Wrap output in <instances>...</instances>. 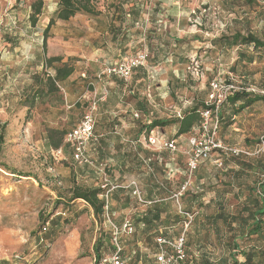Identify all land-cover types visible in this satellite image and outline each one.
<instances>
[{
	"label": "rangeland",
	"instance_id": "rangeland-1",
	"mask_svg": "<svg viewBox=\"0 0 264 264\" xmlns=\"http://www.w3.org/2000/svg\"><path fill=\"white\" fill-rule=\"evenodd\" d=\"M36 1L0 0V264H93L98 239L105 242L102 251L106 255L113 252L104 234L109 233L110 227L94 217L86 202L70 199L78 186L100 187L105 177L113 176V168H108L100 160V154L93 151L96 146L89 151L91 165L75 163L69 150L58 156L47 148L46 136L49 130L68 132L74 129L95 104L96 134L110 136L115 132V124L104 128L99 106L102 83L98 82H106L104 78L99 80L98 75L108 67L102 64L105 51L102 39L108 41L106 47L115 49V44L111 32L103 37L100 34L99 27L110 24L108 17L96 19L84 15H77L68 22L57 21L44 44V30L59 0H43L45 7L35 27L29 17ZM185 2L192 13L185 18L187 27L192 28L199 43L189 50L193 53L181 60L178 67L182 71V83H177L180 88L175 83L176 89L174 95L167 98V107L178 105L182 113L183 107L190 109L198 101L206 102L209 83L214 79L233 80L255 90L253 95L262 96L264 50L241 45L230 48L224 45L223 37L251 32L264 41V0ZM99 4L105 13L103 0ZM195 20L201 25L194 26ZM241 52L247 54L246 59L239 58ZM53 57L62 59L56 66L67 63L75 71L71 78L57 84L55 93L49 91L48 83V75L54 76L55 71L46 66V60ZM194 59L202 63L205 73L202 79H196L191 73ZM128 102L134 103L132 98H128ZM241 104V101L235 106L224 104L218 133L233 147L255 151L264 137V100L244 109L240 108ZM102 127L106 131H102ZM194 132L193 129L186 137L184 153L168 162L173 163L174 168H185L184 179L188 169V141ZM229 166L240 169L234 164ZM150 167L143 162L137 168L132 164L128 171L140 187L142 200L151 204L142 203L132 191L124 193L122 191L126 190L121 189L114 191L111 197L110 210L116 224L122 227L130 221L137 226L134 234H123L124 264H130L137 252L141 259L138 264H155L156 239L162 235L172 242L182 237L185 242H191L190 247L184 248L186 259L174 264H195L203 257L215 261L225 257L231 264L224 245L229 234L225 224L219 222L220 240L213 232L209 241L199 236L205 233L204 227L210 226L208 217L221 211L219 204L206 207L212 199L224 202L225 214H237L246 194L238 196L237 188L225 187L221 181L228 179L226 171L216 176V166L209 161L193 174L192 185L188 188L190 193L186 190L179 201L173 195L181 189L182 175L174 178L172 193L163 197L167 199L161 205L162 202H157L158 196H152L150 188L155 184ZM202 169L208 176L205 180L199 179ZM205 183L208 186L202 190ZM211 183L217 184V189H211ZM190 194H197L199 198L191 199ZM156 205L164 207L161 221L151 229L138 226L139 220ZM180 209L186 210L193 219L180 213ZM177 214L181 221L176 222ZM44 227H47L46 232ZM239 243L246 250L254 246L260 248L261 244L256 240ZM168 252L175 255L172 248H168ZM237 258L244 263L241 255Z\"/></svg>",
	"mask_w": 264,
	"mask_h": 264
},
{
	"label": "crops",
	"instance_id": "crops-1",
	"mask_svg": "<svg viewBox=\"0 0 264 264\" xmlns=\"http://www.w3.org/2000/svg\"><path fill=\"white\" fill-rule=\"evenodd\" d=\"M107 1L111 5L108 14L111 18L114 17L115 21L99 29L102 37L112 33L115 49L106 47L108 41L103 37L102 49L105 51L102 52V64L106 67L135 56L142 50L149 52L150 56L147 64L139 68L130 80L108 77L104 78L106 82L98 81L102 83L99 106L104 128L115 124V132L110 136L106 133L105 137L99 135L101 138L93 151L100 154V160L104 161L108 168H113L110 182L122 186L121 190H126L122 191L124 193L132 191L131 188H126L133 179L128 171L132 164L137 168L145 162L146 166L153 167H150V175L155 186L150 189L152 196H158L157 202L163 203L167 199L163 197L172 193L174 178L182 175V184L185 180V168H174L173 163L168 162H172L177 154L179 156V153H184L187 135L177 134L176 123L153 129L149 134L146 133V126L154 120L182 118V114L187 110L183 107V112L180 113L178 105L167 107V98L174 95L176 85L180 88L179 81L182 83L183 75L178 67L181 60L193 53L189 51L192 46L198 47V36L193 34L192 28L187 27L186 19L191 13V7L185 0ZM114 4L120 5L121 8H114ZM104 93L107 94L104 96ZM128 98H132L134 103L128 102ZM135 115L139 117L135 118ZM128 128L130 131L126 130ZM102 131L106 130L102 127ZM95 132H98L96 127ZM150 134L174 143L176 151H157L148 144L147 138ZM147 161L150 164H147ZM163 163L166 170L162 166Z\"/></svg>",
	"mask_w": 264,
	"mask_h": 264
},
{
	"label": "trees",
	"instance_id": "trees-1",
	"mask_svg": "<svg viewBox=\"0 0 264 264\" xmlns=\"http://www.w3.org/2000/svg\"><path fill=\"white\" fill-rule=\"evenodd\" d=\"M102 0H59L58 1V7L57 10L53 13V15L49 19V24L44 30L43 33V39L44 44L47 43V38L52 30V28L57 24V21H63L68 22L72 20L77 15H84L91 18H100L105 16L108 17L110 24L114 23V17L111 18L108 14L109 5L107 0H103L104 4L106 5V11L103 12L102 9L99 7V3ZM32 14L29 17V21L33 26H37L39 23V17L43 13L44 9V1L43 0H37L32 5ZM114 8L119 9L121 8L120 5L115 6ZM192 14V13H191ZM201 25L198 21L194 24V26ZM223 41L225 42L224 45L232 48V47H238L239 45L244 46L246 48H252L253 50H264V41L256 34L248 32L247 34H242L241 32L235 33L231 37H223ZM137 55V54H136ZM240 59H246L247 54L241 52L240 53ZM61 57H53L48 58L46 60V66L48 68L53 69L55 71V75L51 76L48 75V83L51 93H55L58 91L57 84L62 83L69 79L74 74V69L69 66L67 63H64L60 65L59 67L55 64L58 62H61ZM259 100H264V96L260 95H253V93L248 92H240L235 93L231 97L228 98L229 105L235 106L237 103L242 102L240 108L243 109L245 107H248L255 102ZM206 102H198L191 106L190 109H187L183 114L182 118H175V120H154L150 125L146 126V133L149 134V132L153 129L159 128V127H165L172 124H178V131L177 134L179 136L181 135H189L192 130L200 123L201 117L200 113L202 110L206 108ZM97 125V123H96ZM220 127V125H219ZM219 131V130H218ZM69 132V131H68ZM68 132L65 131H58V130H49L48 135L46 136V146L48 149H50L52 152L62 149V152L65 153L67 150H69L73 155V160H75V153L74 148L71 144L66 143V135ZM220 135V133H219ZM221 137V136H220ZM190 139V138H189ZM189 142V141H188ZM214 162V165L216 168H214V171L216 173V176H218L221 172L224 170L226 171L225 176L228 177L226 181H221L225 187H229L232 190L234 188L238 189V196L239 194L245 195V200L242 205V209L237 214L227 213L225 214V205L223 201H216L215 199H212L210 203L206 206L209 208L213 204H219L221 211L218 214L211 215L208 217V221L210 226L204 227V234L199 236V239H207L209 241V238L211 237V233L213 232L216 234V237L220 240L221 232L219 230V222L221 221L225 226L227 227L229 234L226 237V240L224 241V245L226 246L229 256L232 259L231 264H264V156H258L257 158L247 159V158H233L228 157L226 155H223L219 152H215L212 157L208 161L202 162L199 166L203 165L204 163ZM217 161H220L222 163L221 168L217 166ZM234 164L240 167V169H234L231 168L229 165ZM85 165V164H83ZM87 166V165H86ZM200 167L196 171L199 172ZM205 173V174H203ZM208 178L207 173L205 170L202 169V173L199 177L200 180H205ZM104 183L100 187H94V188H84L81 186H78L73 190V195L71 197V201L76 200H82L86 202L90 208L93 211L94 217L98 218L101 222H105L106 225V219L104 218L105 214V208L107 205V202L105 201V194L109 188H104ZM207 183L203 185L202 190L207 188ZM210 188L215 190L217 189V184H210ZM119 189L123 188H117L111 191L109 194V213L110 217L113 219V214H111V197L113 195V192L118 191ZM218 191V190H217ZM187 193H190V190L187 191ZM219 193V192H218ZM189 196L191 199H198L199 195L197 194H190ZM174 196V195H173ZM182 196V195H181ZM164 203H161V205ZM161 205L154 206V210H150L148 213L143 216L142 219L139 220L138 226L146 227L147 229L153 228L157 222L161 221V214L163 213L164 207ZM201 205H204V203H201ZM184 212L187 213L186 210ZM181 216L177 214L176 222L181 221ZM132 225L136 228L137 226L131 222ZM110 227V226H109ZM121 227V226H120ZM47 227L43 228V231L46 232ZM136 232V229H135ZM134 232V233H135ZM133 233V234H134ZM107 237V242L111 245V250L113 251L114 246L112 242L113 234L112 230L110 228L109 233H104ZM123 236L121 237V243H122V261L123 264L125 263V250H124V244H123ZM163 236V235H162ZM167 238L166 236H164ZM168 239V238H167ZM157 240V239H156ZM170 240V239H169ZM256 240L258 244H260V248L257 246L252 247V250H246L241 247L239 242H251ZM104 241L102 238L98 239L96 241V244L94 246V249L96 251V255L94 258H100L103 256H106V254L102 251L104 248ZM190 241L184 243V248L190 247ZM157 245V243H156ZM158 250V249H157ZM159 252V250H158ZM158 252L156 255H158ZM113 253V252H112ZM108 255V254H107ZM241 255L243 258H245L244 263H240L238 260V256ZM140 254L137 252L134 257L131 258L130 264H138L140 261ZM186 259V254L185 258ZM184 260H180L179 262H182ZM175 262V263H179ZM157 264V256H156V263ZM174 264V263H172ZM195 264H228V259L225 257L219 258V260L215 261L207 257H203L200 260H196Z\"/></svg>",
	"mask_w": 264,
	"mask_h": 264
},
{
	"label": "built area",
	"instance_id": "built-area-1",
	"mask_svg": "<svg viewBox=\"0 0 264 264\" xmlns=\"http://www.w3.org/2000/svg\"><path fill=\"white\" fill-rule=\"evenodd\" d=\"M194 14V13H193ZM197 20H195V23ZM149 52L142 50L137 55L124 59L123 61L108 65L104 71L98 75V79L117 77L123 81L132 78L134 73L141 67H144L149 60ZM191 73L196 79H202L204 76V69L202 68V63L199 60L194 59L191 63ZM210 91L206 101V108L200 113L201 121L194 128V134L189 139L188 142V161H187V171L186 179L184 180L180 191L173 196L175 200L184 193L188 188L191 187V178L193 174L200 167L199 165L208 161L215 152H219L223 155L233 158H255L260 155H264V137L260 139L257 144V149L255 151L246 148H237L228 145L224 142L219 133L220 125V111L224 104L228 101V98L235 93L248 92L256 93L255 90L251 88H246L244 86L238 85L233 80H219L214 79L210 83ZM106 91V90H105ZM107 93H104V96ZM262 96H264V91H262ZM96 110V104L92 106L90 112L85 114L82 121L76 125L74 129L69 131L65 136V142L69 143L74 148V157L76 162L85 165H91L92 160L89 151L95 146L99 140L100 136L96 134V120L94 117V111ZM139 116L135 115V118ZM148 144L155 147L157 151L167 149L169 151H176V146L174 143H170L162 140L158 136L151 135L147 138ZM55 153L58 156L63 154L62 149L56 150ZM217 166L223 167L220 161H217ZM264 179V176H263ZM104 188H109L105 194V201L107 202L105 208L104 218L106 223L110 226L113 234V253L100 258H94L93 264H123L122 261V243L121 237L123 234H133L135 232V227L130 221L126 222L122 227L118 226L113 219L110 217L109 213V194L112 190L117 188H122V186L113 184L110 182L109 177L104 178ZM126 188L132 189V194L142 203H152L142 200V192L136 181H131ZM264 196V193H263ZM179 201V200H178ZM180 213L188 216L191 220L193 219L188 213L180 209ZM157 249L159 250L157 255V264H172L184 260L185 249L184 237L179 238L178 241L172 242L164 236L157 238ZM168 248H172L175 251V255H170Z\"/></svg>",
	"mask_w": 264,
	"mask_h": 264
}]
</instances>
